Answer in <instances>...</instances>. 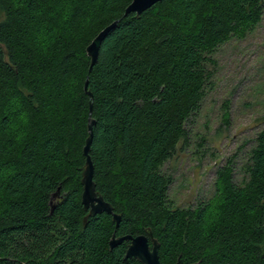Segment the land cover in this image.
<instances>
[{
  "label": "trees",
  "instance_id": "trees-1",
  "mask_svg": "<svg viewBox=\"0 0 264 264\" xmlns=\"http://www.w3.org/2000/svg\"><path fill=\"white\" fill-rule=\"evenodd\" d=\"M131 2L0 0V264H141L110 242L148 230L162 264H264V127L240 182L229 161L195 206H174L162 171L188 146L215 53L260 24L264 0H164L125 16ZM115 22L90 70L88 46ZM90 120L113 214L82 204Z\"/></svg>",
  "mask_w": 264,
  "mask_h": 264
},
{
  "label": "rangeland",
  "instance_id": "rangeland-1",
  "mask_svg": "<svg viewBox=\"0 0 264 264\" xmlns=\"http://www.w3.org/2000/svg\"><path fill=\"white\" fill-rule=\"evenodd\" d=\"M213 59L206 96L187 124L188 146L162 169L173 177L169 198L179 208L211 197L217 170L229 161L234 179L241 180V167L264 127V14L246 38L221 46Z\"/></svg>",
  "mask_w": 264,
  "mask_h": 264
},
{
  "label": "water",
  "instance_id": "water-1",
  "mask_svg": "<svg viewBox=\"0 0 264 264\" xmlns=\"http://www.w3.org/2000/svg\"><path fill=\"white\" fill-rule=\"evenodd\" d=\"M164 0H132L131 4L126 8L125 16H128L132 13H135L136 16H141L144 12L152 8L154 5L163 2ZM116 22L107 27L104 31H102L88 46L87 53L91 58V67L98 60L100 47L107 36L108 32L115 27ZM88 89V83L85 85V90ZM91 95L90 92H87ZM95 122L90 120L89 122V132L90 136L86 141V146L84 148V154L87 157L85 170L83 172V185L84 191L82 194V204L85 210L89 211V215L96 216L101 213L113 214V208L111 204L107 203L102 196H98L96 192V186L93 180L94 167L89 156V152L91 149V143L93 138V126ZM114 220L119 224L120 216L114 215ZM123 242H128V248L126 251L125 260L134 258L138 260L141 264H162L159 257V242L154 238L151 230L147 231V235H139V236H124L116 238L115 235L110 242L111 250H113L116 246L122 244ZM176 264H181L180 258L178 259ZM192 264H201L200 262L192 263Z\"/></svg>",
  "mask_w": 264,
  "mask_h": 264
}]
</instances>
